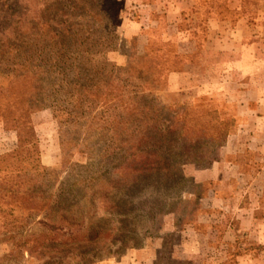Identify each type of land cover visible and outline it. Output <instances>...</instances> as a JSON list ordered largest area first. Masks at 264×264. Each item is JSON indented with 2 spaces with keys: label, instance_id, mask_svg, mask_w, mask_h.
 Segmentation results:
<instances>
[{
  "label": "rangeland",
  "instance_id": "obj_1",
  "mask_svg": "<svg viewBox=\"0 0 264 264\" xmlns=\"http://www.w3.org/2000/svg\"><path fill=\"white\" fill-rule=\"evenodd\" d=\"M68 2L61 9L84 28L82 43L50 63L61 105L69 108L68 82L79 72L95 76L104 59L113 81L73 85V110L36 109L35 146L26 136L19 150L17 132L0 117V159L10 170L0 166V264H63L43 245L48 235L50 251L58 248L60 227L76 240L71 264H264V0ZM54 3L23 0L4 10L21 33L32 24L42 31ZM219 33L225 43L217 49ZM25 91L24 82L0 77L3 110L24 106ZM114 98L118 131L106 101ZM153 124L168 136L146 134ZM111 141L121 142L125 165L138 148L160 151L165 162L156 158L150 168L168 175L86 181L99 162H112ZM46 197L75 205L73 219L53 232L39 225ZM21 239L33 250L17 247Z\"/></svg>",
  "mask_w": 264,
  "mask_h": 264
},
{
  "label": "trees",
  "instance_id": "obj_2",
  "mask_svg": "<svg viewBox=\"0 0 264 264\" xmlns=\"http://www.w3.org/2000/svg\"><path fill=\"white\" fill-rule=\"evenodd\" d=\"M22 1L23 0H14L13 4H10L11 0H0V77H11L13 82H24L26 85V91L24 92V96L26 98L25 105L18 108L19 111L18 109H13L10 104L5 105L6 110L4 111L3 106L0 104V117L3 118L6 128L14 130L18 134L20 141L19 150L24 147V137L26 136L30 138L31 142L34 141L33 146H35L37 143L35 128L30 117L33 112L36 111V109L53 108L55 112H59L60 109L62 110L64 108L70 110L72 109L73 105L71 102L74 96L73 85L80 83L81 87H83H80V89L89 90V87H87L88 84H94V86L96 85L98 88H104L108 87L111 81H113L111 77L108 79V76L104 74L105 68H107L106 66H109L106 59H104L99 62L100 71H98L95 76L89 72H79L76 74V76H74L78 77L79 81L77 83L73 82V80L68 82L65 98L69 108H67L65 105H61V100L58 98V91L56 89V75L51 70L53 67L50 66V63L55 62L56 65L61 64L63 58H60L61 54H59L58 51H61V49L70 51V46L74 45L76 48L79 43H82L80 39L83 37V35L80 34L79 28L84 27L72 24L70 22L72 19V14L69 11L65 12L64 9H61V7H66L69 5L68 0H55V3L52 6L57 10H55L54 16L50 13L49 18V20L53 21H42V31L44 30L45 32L40 31L39 24H32L30 28L25 30V33H21V30L18 26L19 23H14V19L10 16L9 12L4 9H9L10 6L13 5H20ZM83 4H86V2H83ZM74 9L76 11V8ZM51 10L53 9L47 8L46 11L49 12ZM58 13H61L65 17L63 19L57 18ZM42 17L45 19L44 11H42L40 14H37V19L41 20ZM14 25L16 28L13 27ZM90 35H93V33ZM48 36L50 37V41ZM88 39L90 38L88 37ZM70 66L73 65L71 64ZM115 67L116 66L114 65L112 74H114ZM6 72L8 75L5 74ZM67 78L69 79V77ZM41 82L46 83V88L41 86ZM10 94H12V91ZM80 96L83 99L81 104L85 105L89 98L85 97V94L83 93H81ZM106 101L108 104H111L110 108H113L115 111H117L114 121L117 122L116 124L118 126V131L120 129L119 124L122 123L119 122L122 114L119 110L116 98L112 99L111 101ZM13 110H16V112L14 113ZM68 115L72 118V111L68 112ZM77 121L86 122L87 116L77 119ZM67 122H69V120ZM70 123L72 124V121H70ZM154 130H157L161 133L158 134L159 136H168L162 132V128L157 124L148 126L145 131L146 134H149ZM169 130L170 129L168 127L166 129L168 134ZM139 134H141V130H139ZM142 140L147 139L142 138L139 140V142ZM111 142L113 150L109 151L108 153H112V162L108 164L110 159L106 158L103 163L99 162L96 167L97 170L92 174L91 178L86 179V181L105 182L114 178L117 180L116 182H119V180L120 182H123V180H132L130 183L136 184L151 178V176H161L164 173L168 175L169 172L166 173L168 170L165 168H150L151 163H153L156 158L158 160H162V162H165L166 158L161 154L160 151L138 148L136 149L137 156L132 160L133 162L131 165H125V155L123 154L124 150L122 149L121 142ZM2 164L6 165L7 174H9L10 170L7 168L8 163H6L5 158L0 159V166L3 167ZM91 166L95 165L91 164ZM12 195H14V193H12ZM45 203L46 205L43 206V209L44 211L47 210V212L45 213L43 220L39 222L41 227L47 228L49 231L53 232L58 229L59 221L67 222L73 219L75 214V205L71 204L70 201L61 199L60 197L56 199L46 197ZM30 204L33 205V203ZM60 212L62 213L61 216H59ZM58 230L63 232L61 236L64 237L62 242L58 243L59 249H52L50 251V246H52L55 240L47 238L48 235H45L43 245L48 249L47 254L54 253L53 256L50 257L51 259L59 258L62 260L63 264H71L69 261L71 259H76L77 254L76 250H73L69 247L74 244L76 240H74V236L72 233H70V230L64 232L61 227ZM23 239L16 242L17 247H29V249L32 251V247L29 246V243L32 240ZM81 257V261L87 259L83 254H81ZM94 259L97 258L94 257ZM87 264H89V262H87Z\"/></svg>",
  "mask_w": 264,
  "mask_h": 264
},
{
  "label": "crops",
  "instance_id": "obj_3",
  "mask_svg": "<svg viewBox=\"0 0 264 264\" xmlns=\"http://www.w3.org/2000/svg\"><path fill=\"white\" fill-rule=\"evenodd\" d=\"M245 21H246V17H245ZM246 22H248V21H246ZM220 26H223V23H222V21L217 19V28L219 29ZM229 35H231V34H229ZM223 43H225V39H223V36H221L220 33L217 34V49H220ZM117 264H125V263L121 261V262H118Z\"/></svg>",
  "mask_w": 264,
  "mask_h": 264
}]
</instances>
